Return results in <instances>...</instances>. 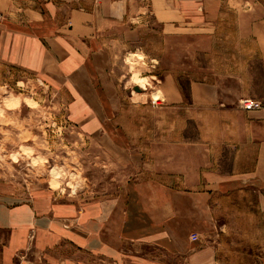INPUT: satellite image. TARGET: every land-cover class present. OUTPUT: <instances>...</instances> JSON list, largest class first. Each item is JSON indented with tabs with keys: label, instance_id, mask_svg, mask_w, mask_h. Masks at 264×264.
<instances>
[{
	"label": "rangeland",
	"instance_id": "obj_1",
	"mask_svg": "<svg viewBox=\"0 0 264 264\" xmlns=\"http://www.w3.org/2000/svg\"><path fill=\"white\" fill-rule=\"evenodd\" d=\"M142 3L146 1L129 0L131 14ZM248 10L244 0H223L212 52L195 56L189 74L174 71L184 105H166L162 88L169 68L181 66V47L173 50L179 54L177 62L167 60L158 24L148 13L133 24L127 18L126 27L139 28L137 38L125 45L107 41L103 49L108 61L100 76L89 79L102 101L111 97L113 107L104 110L102 127L89 124L94 119L80 108L81 98L67 79L6 70L0 80V203L48 200L83 208L120 197L150 178L184 186L181 173L195 176L186 168L202 160L199 147L229 143L233 133L232 121L220 117L217 106L193 103L206 99L192 96V83L208 85L212 89L207 99L228 107L244 98L257 99L264 107L259 54L243 27ZM223 151L222 169L227 170L230 153L228 148ZM211 210L213 228L204 239L191 234L188 253H168L160 244L127 239L119 256L105 264H187L200 241L214 252L213 264H264V221L256 195L242 191L214 196ZM6 241L7 233L0 228V264Z\"/></svg>",
	"mask_w": 264,
	"mask_h": 264
},
{
	"label": "crops",
	"instance_id": "obj_2",
	"mask_svg": "<svg viewBox=\"0 0 264 264\" xmlns=\"http://www.w3.org/2000/svg\"><path fill=\"white\" fill-rule=\"evenodd\" d=\"M145 1L131 14L129 0H0V80L9 69L67 79L81 98L80 108L94 119L89 124L102 127L104 110L113 107L111 97L102 101L89 79L96 73L100 76L102 64L108 61L106 42L112 39L125 45L137 38L139 28L126 27L124 21H142L146 12L158 24L167 60L181 58V66L165 74V104L184 105L174 71L189 74L195 56L212 52L223 0ZM244 2L249 10L243 27L255 43L264 80V0ZM175 47H181V57L174 60L179 55ZM211 89L192 83V96L206 99L193 103L215 105L220 117L232 121L231 142L223 140L215 148L200 146L202 160L186 168L195 176L181 173L184 186L175 188L150 178L125 189L120 197L83 208L48 200L15 206L0 203V228L7 233L1 264H105L111 256H119L127 239L151 241L168 253L185 254L191 251V234L204 239L213 228L214 196L242 191L256 195L264 221V107L242 112L234 104L228 107L207 99ZM218 148L219 155L212 150ZM227 148L229 167L223 170ZM204 243H198L187 264L214 263V252Z\"/></svg>",
	"mask_w": 264,
	"mask_h": 264
},
{
	"label": "built area",
	"instance_id": "obj_3",
	"mask_svg": "<svg viewBox=\"0 0 264 264\" xmlns=\"http://www.w3.org/2000/svg\"><path fill=\"white\" fill-rule=\"evenodd\" d=\"M262 107L263 106L259 101L251 99V98L241 99L238 103V108L243 111L260 110Z\"/></svg>",
	"mask_w": 264,
	"mask_h": 264
},
{
	"label": "water",
	"instance_id": "obj_4",
	"mask_svg": "<svg viewBox=\"0 0 264 264\" xmlns=\"http://www.w3.org/2000/svg\"><path fill=\"white\" fill-rule=\"evenodd\" d=\"M134 91L141 92V89L139 87H134Z\"/></svg>",
	"mask_w": 264,
	"mask_h": 264
},
{
	"label": "trees",
	"instance_id": "obj_5",
	"mask_svg": "<svg viewBox=\"0 0 264 264\" xmlns=\"http://www.w3.org/2000/svg\"><path fill=\"white\" fill-rule=\"evenodd\" d=\"M182 92V91H181Z\"/></svg>",
	"mask_w": 264,
	"mask_h": 264
}]
</instances>
